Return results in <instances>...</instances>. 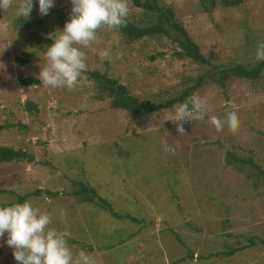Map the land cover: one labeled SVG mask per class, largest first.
I'll use <instances>...</instances> for the list:
<instances>
[{
  "label": "rangeland",
  "instance_id": "374dc122",
  "mask_svg": "<svg viewBox=\"0 0 264 264\" xmlns=\"http://www.w3.org/2000/svg\"><path fill=\"white\" fill-rule=\"evenodd\" d=\"M219 1L158 0L173 10L209 65L177 57L163 37L129 42L117 30L102 31V42L84 49L86 79L71 91L44 87L39 79L54 42L48 37L69 22L71 0H55L46 16L33 0L28 19L16 16L15 7L0 10V147L32 157L0 163V204L27 196L55 216L59 229L66 210L70 246L94 254L98 264H264V70L256 79L231 76L222 85L213 79L221 66L258 62L264 0H241L236 7ZM57 10L66 16L63 23ZM139 18L130 3L128 19ZM110 44L111 62L99 56ZM94 72L155 103L205 76L193 94L207 101L208 116L226 119L235 111L240 127L218 133L206 118L184 123L187 135H179L171 119L182 104L138 122L112 109L108 97H97ZM22 78L36 81L22 85ZM26 102L36 110L26 111ZM163 141L175 154L164 151ZM82 185L118 217L97 198L89 203L74 195L83 193ZM6 241L7 234L0 264H17Z\"/></svg>",
  "mask_w": 264,
  "mask_h": 264
},
{
  "label": "clouds",
  "instance_id": "9594fccd",
  "mask_svg": "<svg viewBox=\"0 0 264 264\" xmlns=\"http://www.w3.org/2000/svg\"><path fill=\"white\" fill-rule=\"evenodd\" d=\"M72 9L69 22L63 30H58L48 38L54 42L46 48V63L41 67L39 79L41 85L52 89L78 87L86 79L88 71L87 55L84 49H92L102 42V31L112 32L127 26L130 14L129 0H71ZM15 7V15L30 18L33 0H0V10L7 13ZM55 7V0H39L41 16L49 14ZM111 44L99 51L102 60H113ZM117 53L115 59H119ZM255 58L264 61V42L257 45ZM207 101L193 94L175 112L171 121L176 124L179 135H187L184 123L194 120L204 121L214 126L218 133L227 127L235 133L240 127V119L235 111L227 113L226 119L208 116ZM164 151L175 154V148L162 142ZM67 211H60V223L63 229L53 226L55 216L31 201L0 206V240L7 234V245L13 249L17 264H98L94 254L83 250L75 253L69 244L71 232L67 226Z\"/></svg>",
  "mask_w": 264,
  "mask_h": 264
},
{
  "label": "trees",
  "instance_id": "16d2710c",
  "mask_svg": "<svg viewBox=\"0 0 264 264\" xmlns=\"http://www.w3.org/2000/svg\"><path fill=\"white\" fill-rule=\"evenodd\" d=\"M133 8L140 11L139 22L135 23L128 19L127 26L118 29L117 31L129 42L142 40L146 38L163 37L167 39L177 50L174 54L179 58L189 59L199 65H209V61L205 58L197 43H195L183 29V27L175 20L174 12L171 8L161 6L158 0H129ZM241 0H220L219 4L223 7H236L240 5ZM58 17L64 22L66 16L62 11H58ZM29 26V24H27ZM154 59V58H151ZM26 60L22 59L24 64ZM216 70V69H215ZM264 70V61H258L255 64H250V67H244L241 64L233 63L228 66H221L215 72L213 79L222 85L229 77H243L247 79H256L259 73ZM97 84L99 99L104 96L110 99L112 109L122 110L128 116L134 118L138 122L146 123L150 114L159 110L169 109L176 104H183L193 93L202 85L205 76L197 78L195 84L182 89L173 98L165 102L155 103L150 101H141L138 97L133 96L128 92L125 86L119 84L115 80L106 77L103 74L94 72L90 75ZM209 77H212L209 75ZM35 79L22 78V85H29L35 82ZM36 105L31 102H26V111L31 112L36 110ZM24 129L23 125L19 126ZM2 129V128H1ZM27 131V130H26ZM28 160L32 161V157L23 150H15L8 147H0V163L12 161ZM249 163H251L249 161ZM252 165V163L250 164ZM82 191H77L74 195H80L86 202H93L97 198L100 205L103 206L113 216L118 217L110 205L102 198L97 197L93 188H85L83 185ZM84 194V196H83ZM89 195V197H86ZM27 196L17 197L13 203H4L0 206H11L15 203H23ZM124 219H132L128 215L121 216ZM252 243V242H251ZM246 245L241 248L231 249L226 252V255H233L237 251L246 249Z\"/></svg>",
  "mask_w": 264,
  "mask_h": 264
}]
</instances>
